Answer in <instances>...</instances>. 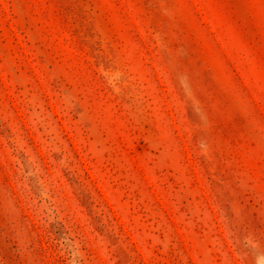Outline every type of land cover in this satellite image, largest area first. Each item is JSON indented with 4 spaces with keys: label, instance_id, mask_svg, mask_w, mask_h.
<instances>
[{
    "label": "rangeland",
    "instance_id": "obj_1",
    "mask_svg": "<svg viewBox=\"0 0 264 264\" xmlns=\"http://www.w3.org/2000/svg\"><path fill=\"white\" fill-rule=\"evenodd\" d=\"M0 264H264V0H0Z\"/></svg>",
    "mask_w": 264,
    "mask_h": 264
}]
</instances>
